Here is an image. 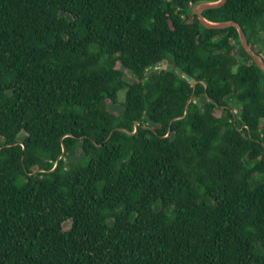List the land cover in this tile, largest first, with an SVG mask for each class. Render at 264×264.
<instances>
[{
    "label": "trees",
    "instance_id": "obj_1",
    "mask_svg": "<svg viewBox=\"0 0 264 264\" xmlns=\"http://www.w3.org/2000/svg\"><path fill=\"white\" fill-rule=\"evenodd\" d=\"M216 1L0 0V264H264V70ZM203 15L264 58V0Z\"/></svg>",
    "mask_w": 264,
    "mask_h": 264
},
{
    "label": "water",
    "instance_id": "obj_2",
    "mask_svg": "<svg viewBox=\"0 0 264 264\" xmlns=\"http://www.w3.org/2000/svg\"><path fill=\"white\" fill-rule=\"evenodd\" d=\"M227 2V0H218L216 2H207L203 4H200V6L195 10L196 14L199 16L201 22L203 25L209 27V28H226L229 26H235L238 31H239V35H240V39L242 42L243 47L245 48V50L253 57V59L256 61V63L264 70V58L260 55L257 54L250 46L248 39H247V35L246 32L244 31V29L242 28V26L240 25V23L230 20V21H225V22H211L208 21L204 15H203V11L206 9H211V8H218L223 6L225 3ZM199 81L194 82V90L197 86V83ZM191 101V99L188 101V103ZM188 105V104H187ZM188 113V107L186 108V112L185 115ZM138 125L139 122L136 123V127H135V131H137L138 129ZM171 130V129H170ZM112 134V133H111ZM58 165V161L56 163V166ZM55 166V167H56Z\"/></svg>",
    "mask_w": 264,
    "mask_h": 264
},
{
    "label": "rangeland",
    "instance_id": "obj_3",
    "mask_svg": "<svg viewBox=\"0 0 264 264\" xmlns=\"http://www.w3.org/2000/svg\"><path fill=\"white\" fill-rule=\"evenodd\" d=\"M204 3H207V2H204ZM201 4H203V3H201ZM199 6H200V4L196 5V6L194 7V10H196ZM127 77L130 78L131 75L129 74V76H127ZM120 97L123 98V100H124V97H125V90H121V91H120ZM112 109L115 110L116 112L119 111V110H118V106H114Z\"/></svg>",
    "mask_w": 264,
    "mask_h": 264
}]
</instances>
